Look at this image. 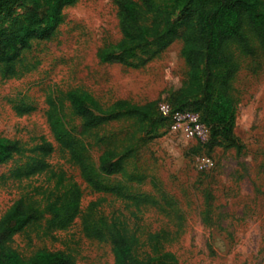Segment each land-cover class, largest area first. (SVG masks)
<instances>
[{
  "label": "rangeland",
  "instance_id": "374dc122",
  "mask_svg": "<svg viewBox=\"0 0 264 264\" xmlns=\"http://www.w3.org/2000/svg\"><path fill=\"white\" fill-rule=\"evenodd\" d=\"M26 5L19 0L0 17V25L10 27ZM119 23L116 0H78L63 9L52 39L35 40L23 54L17 76L0 81V136L23 146L20 155L0 166V218L20 200L42 215L15 237V247L27 257L39 249L62 250L75 264H114L111 246L89 237L79 215L66 225L59 222L58 195L74 182L80 211L97 202L96 218L123 214L143 241L154 233H174L177 239L166 249L179 264H264V57L257 44L250 55L234 51L239 66L232 91L235 133L244 149L238 152L225 142L210 148L209 132L200 122L167 109L170 94L188 81L183 41L142 66L104 63L100 52L122 38ZM74 88L88 91L103 108L119 100L140 106L156 101L169 119L147 141L132 120L100 131L135 148L125 172L111 181L142 201L138 217L132 199L93 191L54 140L47 121L51 101L62 108L69 132L79 136L82 130L67 99ZM44 140L54 146L46 158L55 172L52 180L33 171V149ZM86 143L98 161L103 148L92 137Z\"/></svg>",
  "mask_w": 264,
  "mask_h": 264
},
{
  "label": "trees",
  "instance_id": "16d2710c",
  "mask_svg": "<svg viewBox=\"0 0 264 264\" xmlns=\"http://www.w3.org/2000/svg\"><path fill=\"white\" fill-rule=\"evenodd\" d=\"M18 1L0 0V17L9 15ZM23 1L27 4L24 12L11 26L0 25V81L17 76L23 54L32 48L35 40L52 39L63 9L78 2ZM116 3L122 38L103 49L100 60L142 66L181 39L182 55L189 69L188 81L170 94L169 113L197 115L209 132L210 148L225 142L241 152L244 144L235 133L236 102L232 96L239 68L234 51L250 55L255 42L264 57V0H116ZM177 12L183 16L191 13L181 18ZM67 99L72 113L81 120L82 130L79 136L69 132L62 120V108L51 101L47 121L54 140L93 191L132 199L138 208L132 214L138 217L142 201L128 196L111 181V177L125 172L126 161L133 156L135 148L100 131L112 122L132 120L142 139L147 141L156 137L169 119L158 111L156 101L140 106L119 100L103 108L81 88L70 90ZM90 137L103 148L98 161L87 147L86 139ZM22 150L20 140L0 136V166L10 163ZM53 151V144L46 140L33 149V171L47 175L49 180L55 172L46 158ZM58 197L60 206L55 212L59 222L66 225L79 215L83 231L89 237L111 246L114 264H179L175 254L166 249L177 239L174 233H154L143 241L123 214L96 218L97 202H92L87 211H80V190L74 182ZM41 220V213L23 200L0 218V264H75L73 255L62 250L39 249L27 257L15 247V237Z\"/></svg>",
  "mask_w": 264,
  "mask_h": 264
},
{
  "label": "built area",
  "instance_id": "2783aa9c",
  "mask_svg": "<svg viewBox=\"0 0 264 264\" xmlns=\"http://www.w3.org/2000/svg\"><path fill=\"white\" fill-rule=\"evenodd\" d=\"M181 116L192 117V118L196 119L199 122V119H198V116L197 115H193V114H181ZM201 126H203L206 129V127L203 124H201Z\"/></svg>",
  "mask_w": 264,
  "mask_h": 264
}]
</instances>
